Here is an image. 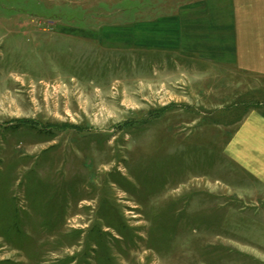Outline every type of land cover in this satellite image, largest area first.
Masks as SVG:
<instances>
[{
    "label": "rangeland",
    "instance_id": "obj_1",
    "mask_svg": "<svg viewBox=\"0 0 264 264\" xmlns=\"http://www.w3.org/2000/svg\"><path fill=\"white\" fill-rule=\"evenodd\" d=\"M197 4L0 0V264H264V66Z\"/></svg>",
    "mask_w": 264,
    "mask_h": 264
},
{
    "label": "crops",
    "instance_id": "obj_2",
    "mask_svg": "<svg viewBox=\"0 0 264 264\" xmlns=\"http://www.w3.org/2000/svg\"><path fill=\"white\" fill-rule=\"evenodd\" d=\"M209 1L214 3L215 0H196L198 9L202 2ZM220 1L223 3L220 8H212V4L205 6V17L220 16L222 25L214 30L213 25L209 24L204 29L209 33L218 32L226 39L227 35H238L236 44L224 46V51L240 62L264 66L258 62L260 57L264 58V0ZM218 10L219 14L214 15L213 12ZM190 11V14H194L199 10L192 8ZM229 142L227 154L264 189V110L248 112L238 123Z\"/></svg>",
    "mask_w": 264,
    "mask_h": 264
}]
</instances>
